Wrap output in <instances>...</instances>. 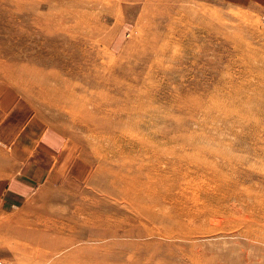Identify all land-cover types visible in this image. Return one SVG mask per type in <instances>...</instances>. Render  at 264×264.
<instances>
[{
	"label": "rangeland",
	"instance_id": "374dc122",
	"mask_svg": "<svg viewBox=\"0 0 264 264\" xmlns=\"http://www.w3.org/2000/svg\"><path fill=\"white\" fill-rule=\"evenodd\" d=\"M259 1L0 0V264H264Z\"/></svg>",
	"mask_w": 264,
	"mask_h": 264
},
{
	"label": "crops",
	"instance_id": "0c3cea01",
	"mask_svg": "<svg viewBox=\"0 0 264 264\" xmlns=\"http://www.w3.org/2000/svg\"><path fill=\"white\" fill-rule=\"evenodd\" d=\"M258 3L261 5H264V0H260ZM3 127H5V126L0 127V135H1V132L4 130ZM2 140H0V143H3ZM0 199H1L2 203L4 204V202H3L5 200L4 194L0 197ZM0 207L5 208V204H4V206L2 204H0Z\"/></svg>",
	"mask_w": 264,
	"mask_h": 264
}]
</instances>
